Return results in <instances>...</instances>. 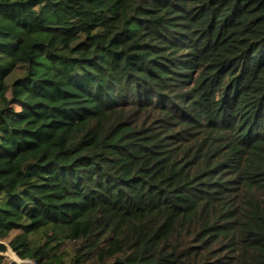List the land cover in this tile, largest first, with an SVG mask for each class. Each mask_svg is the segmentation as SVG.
I'll list each match as a JSON object with an SVG mask.
<instances>
[{
  "label": "trees",
  "instance_id": "16d2710c",
  "mask_svg": "<svg viewBox=\"0 0 264 264\" xmlns=\"http://www.w3.org/2000/svg\"><path fill=\"white\" fill-rule=\"evenodd\" d=\"M0 240L264 264V0H0Z\"/></svg>",
  "mask_w": 264,
  "mask_h": 264
},
{
  "label": "water",
  "instance_id": "95a60500",
  "mask_svg": "<svg viewBox=\"0 0 264 264\" xmlns=\"http://www.w3.org/2000/svg\"><path fill=\"white\" fill-rule=\"evenodd\" d=\"M13 256L14 258H16V256L14 255V253L11 251V249L9 248L8 244L2 242L0 240V256ZM17 259V258H16Z\"/></svg>",
  "mask_w": 264,
  "mask_h": 264
},
{
  "label": "rangeland",
  "instance_id": "374dc122",
  "mask_svg": "<svg viewBox=\"0 0 264 264\" xmlns=\"http://www.w3.org/2000/svg\"><path fill=\"white\" fill-rule=\"evenodd\" d=\"M2 242H4V243L7 244V241H2ZM5 257H6L8 260L14 261V262H16V263H18V264H30L29 261L21 262V261H19L18 259L14 258V257L11 256V255H9V256H5Z\"/></svg>",
  "mask_w": 264,
  "mask_h": 264
}]
</instances>
